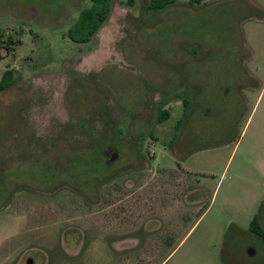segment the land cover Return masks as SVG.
Returning a JSON list of instances; mask_svg holds the SVG:
<instances>
[{
  "label": "rangeland",
  "instance_id": "rangeland-1",
  "mask_svg": "<svg viewBox=\"0 0 264 264\" xmlns=\"http://www.w3.org/2000/svg\"><path fill=\"white\" fill-rule=\"evenodd\" d=\"M192 1L0 0V264H264V0Z\"/></svg>",
  "mask_w": 264,
  "mask_h": 264
},
{
  "label": "trees",
  "instance_id": "trees-1",
  "mask_svg": "<svg viewBox=\"0 0 264 264\" xmlns=\"http://www.w3.org/2000/svg\"><path fill=\"white\" fill-rule=\"evenodd\" d=\"M90 4L87 9L82 10L76 21L71 25L67 37L76 44L88 43L91 38L100 29L102 24L108 17L110 11V0H89ZM196 1H192L189 4H194ZM132 0H130V3ZM176 3V0H149L147 9L151 11H162ZM3 38V34L0 33V39ZM3 40V39H2ZM15 41L9 37L7 41L0 42V60L3 58L1 50L3 49L6 54L10 52L11 45ZM14 83L12 71L6 70L0 80V90L7 89ZM183 106L186 111L187 106L190 104V100L183 98ZM168 112L161 110L158 115V122L161 123L168 119ZM185 116V115H184ZM182 120L178 122L180 125ZM249 232L253 235L261 238L264 241V228L260 224L259 214L256 215L250 223Z\"/></svg>",
  "mask_w": 264,
  "mask_h": 264
},
{
  "label": "water",
  "instance_id": "water-1",
  "mask_svg": "<svg viewBox=\"0 0 264 264\" xmlns=\"http://www.w3.org/2000/svg\"><path fill=\"white\" fill-rule=\"evenodd\" d=\"M110 151L111 150H107L106 151V154H108ZM117 157H118L117 154L116 153H113L112 156H111V158L108 160V162L109 163L114 162L117 159ZM246 253H247L248 256L251 257V256L254 255V249L248 248L247 251H246ZM25 264H34L33 259L32 258H28L26 260Z\"/></svg>",
  "mask_w": 264,
  "mask_h": 264
},
{
  "label": "crops",
  "instance_id": "crops-1",
  "mask_svg": "<svg viewBox=\"0 0 264 264\" xmlns=\"http://www.w3.org/2000/svg\"><path fill=\"white\" fill-rule=\"evenodd\" d=\"M239 68H241L240 69V73H238V71H237V67H236V75L234 74V72H232L231 74L233 75H235V77H236V79H238V78H241L240 76H243L244 77V68L242 67V66H240ZM239 74H241V75H239Z\"/></svg>",
  "mask_w": 264,
  "mask_h": 264
}]
</instances>
